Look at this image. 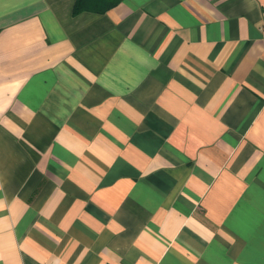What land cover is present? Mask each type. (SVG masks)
Returning <instances> with one entry per match:
<instances>
[{
    "label": "crops",
    "instance_id": "1",
    "mask_svg": "<svg viewBox=\"0 0 264 264\" xmlns=\"http://www.w3.org/2000/svg\"><path fill=\"white\" fill-rule=\"evenodd\" d=\"M0 0V264H264V0Z\"/></svg>",
    "mask_w": 264,
    "mask_h": 264
},
{
    "label": "trees",
    "instance_id": "2",
    "mask_svg": "<svg viewBox=\"0 0 264 264\" xmlns=\"http://www.w3.org/2000/svg\"><path fill=\"white\" fill-rule=\"evenodd\" d=\"M118 2L119 1L97 3L94 1H88V0H76V4L74 6V14H79L80 12H83L86 10H95L97 5H106L105 10H107L111 6L118 4Z\"/></svg>",
    "mask_w": 264,
    "mask_h": 264
}]
</instances>
